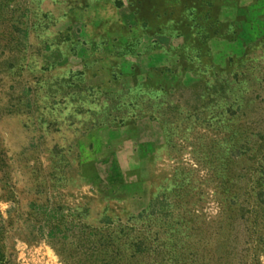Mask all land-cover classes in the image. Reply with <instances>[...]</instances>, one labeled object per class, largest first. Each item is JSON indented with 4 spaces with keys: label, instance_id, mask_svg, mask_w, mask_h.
I'll return each instance as SVG.
<instances>
[{
    "label": "rangeland",
    "instance_id": "374dc122",
    "mask_svg": "<svg viewBox=\"0 0 264 264\" xmlns=\"http://www.w3.org/2000/svg\"><path fill=\"white\" fill-rule=\"evenodd\" d=\"M90 4L0 0V264H264V0Z\"/></svg>",
    "mask_w": 264,
    "mask_h": 264
},
{
    "label": "crops",
    "instance_id": "0c3cea01",
    "mask_svg": "<svg viewBox=\"0 0 264 264\" xmlns=\"http://www.w3.org/2000/svg\"><path fill=\"white\" fill-rule=\"evenodd\" d=\"M80 1L83 0H75L77 13L80 10L78 7ZM89 1L91 4L89 7L82 9V13H92L95 18H98L99 16L101 18L102 13H106V15L107 13H111L116 21V34L120 35L125 31L132 34L131 37H124V35H121L119 39L123 42H128L131 38L134 40L136 36L139 37L142 33L149 35L156 34V27L160 28L163 26V35L170 38L167 40L168 42L164 44V49L167 50L172 48V38L170 35L174 28L188 26V23L186 22L187 19H190L193 16L199 19V13H213L210 8L213 2H215V4L221 2L223 5L224 2H227L228 13H235L237 8L236 0L210 1V6L208 7L207 12L199 6V0H122L121 4L116 0V2L114 0ZM153 19H156L157 21L155 22ZM145 23H147L148 29L146 31L140 30L144 27ZM132 26L137 30L132 28ZM186 31L189 32V30ZM130 59L132 60V58ZM131 60L130 62H133ZM130 64L133 65L135 63Z\"/></svg>",
    "mask_w": 264,
    "mask_h": 264
}]
</instances>
